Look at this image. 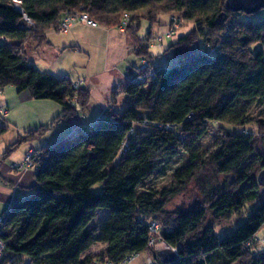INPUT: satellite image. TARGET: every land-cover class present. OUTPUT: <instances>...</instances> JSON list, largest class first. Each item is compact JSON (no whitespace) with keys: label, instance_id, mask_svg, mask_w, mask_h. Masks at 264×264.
I'll list each match as a JSON object with an SVG mask.
<instances>
[{"label":"trees","instance_id":"obj_1","mask_svg":"<svg viewBox=\"0 0 264 264\" xmlns=\"http://www.w3.org/2000/svg\"><path fill=\"white\" fill-rule=\"evenodd\" d=\"M14 1L0 0V90L55 102L64 111L54 125L88 111L91 93L42 72L30 63L27 46L47 45V34L60 33L69 12L122 31L127 14L131 22L124 31L133 53L151 62L148 46L158 38L152 31L138 37L142 21L153 27L169 16L179 18L181 28H194L166 51L182 60L161 68L153 81L134 84L139 69L130 70L119 88L127 96L123 111L41 149L36 186L5 213L0 264H120L136 254L163 264L150 247L152 223L178 251L170 264H264V248H258L264 188L257 180L264 171V119L256 118L264 114V18L246 22L250 15L230 12L226 0H19V9ZM200 43L204 49H197ZM217 127L224 132L217 149L206 154L199 143ZM49 129L29 131L8 153L40 141ZM7 131L0 127V137ZM177 158L185 163L174 169L172 187L147 185ZM189 192L192 201L169 210ZM258 201L236 231L216 233L217 224ZM100 211L109 217L96 229L90 224ZM98 244L106 245L102 256H86Z\"/></svg>","mask_w":264,"mask_h":264},{"label":"rangeland","instance_id":"obj_2","mask_svg":"<svg viewBox=\"0 0 264 264\" xmlns=\"http://www.w3.org/2000/svg\"><path fill=\"white\" fill-rule=\"evenodd\" d=\"M171 18L172 17L169 16H161L159 19V24L154 25L153 27L149 22L142 21L141 29L138 32V37L140 39H145V37L151 31L154 37L164 38L163 43L156 45L150 50V56L152 57L153 61L158 64H165L169 69L174 65H177V63H179L182 59L177 57L173 51L166 52V49L172 46L173 42H176L178 41V39L183 37V35L191 32L194 28V25L184 23V26L182 28L180 27V29L175 32V35L171 40L167 39L166 34L170 31L168 23L172 20ZM263 18L264 9L260 10L259 13L246 17L244 20L246 22H258ZM85 30L86 31L84 37L87 45H89L88 38H90L91 43L92 41H94L95 45H104V43L106 42L104 37H93V33H88V30L86 28ZM103 30L105 32L108 31L104 28L102 29V31ZM115 33L117 34H115L112 38V43L109 50L110 55H107L106 50H96L93 51L91 59L90 52L85 47L84 43L81 45V47H70L66 51H63V49H61L60 47L64 45V42L67 38L66 34L63 33L52 34L51 37L53 39L48 38L47 40L50 43H48L47 45L39 46L38 44L31 43L27 46V55L30 63H32L34 66H37L42 72L51 73L55 76L63 78L69 76L71 79L73 78L75 80L82 81V86L90 91L92 97L89 110L85 112V116L90 120H93V122L96 121L97 118L107 116V114L110 112V108L114 107L116 109V112H121L124 110L127 97L122 92H120L119 85H127L128 81L131 78V73H127V71L134 68L139 69L141 62L144 59L132 52V48L127 45V43L125 42L126 39L124 38V36L122 37L117 29L115 30ZM196 47L200 50L204 49L202 43L196 45ZM211 54L215 55V53L213 52ZM83 58L84 60L86 59L84 62H82ZM151 64H153V62H151ZM116 101L117 103H115ZM19 111H21V116H28L25 114L24 109H21ZM35 111L37 112V114L43 113V110L41 108L35 109ZM35 111L33 112L29 110V112L33 115L35 114ZM256 118L264 119V114H262L260 117L256 114ZM55 125L57 126L56 128H53L49 133L46 132V134L41 138L43 139V141L47 140L46 144L50 145L48 147H52V145H56L62 140H53L54 138L52 137L58 135L59 132H57V130L61 129L62 126H67L68 122L62 121V123H57ZM250 130H252L253 132L257 131L255 127L254 129H252L251 127ZM223 132L224 130L221 128H211L209 133L199 143L200 148L203 150V152H205L206 154H210V152L215 151L217 149V142L219 141V139H221V135L223 134ZM184 163L185 162L182 158L173 160L172 163H170L169 166L165 170H163L161 174L149 180L147 185L157 189L172 187L174 173L173 171L174 169H177V167L184 165ZM97 190L98 187L94 189V191ZM192 200V194L189 192L188 195L176 199L169 210L175 212L179 209V207ZM261 204V201H258L256 204L248 205L245 210L236 213V216H234L232 220L217 224L215 226L216 233L220 237L230 235L231 233L236 231L239 225L244 223L247 217H249L251 213L255 211ZM106 216L107 212L100 211L92 226L96 229H99L101 225L105 223ZM258 237V248H264V231H262L258 235ZM103 247L104 245L96 246V248L92 251V254H95L96 257L102 256V253L104 252ZM154 251L159 253L158 251L167 250L160 247L158 251L155 249ZM149 259L154 261L152 255H147L146 263Z\"/></svg>","mask_w":264,"mask_h":264},{"label":"crops","instance_id":"obj_3","mask_svg":"<svg viewBox=\"0 0 264 264\" xmlns=\"http://www.w3.org/2000/svg\"><path fill=\"white\" fill-rule=\"evenodd\" d=\"M85 28L88 30V33H93V37H97V38L104 37V39L106 40L104 45L103 44L102 46L95 45L94 41H92L91 43L90 38H88L89 45H87L84 37L86 31ZM115 30H108L105 32L104 30L102 31V29L100 28L91 29L85 24L80 23L79 25L72 27L69 33H66L67 36L66 41L64 42V45H62L60 48L63 49V51H66L70 47H81V45L84 43L85 47L90 52V59L93 54V51L96 50L99 51L106 50L107 55H110L109 50L112 43V38L114 37L115 34H117L115 33ZM117 30L120 32L122 37L124 36V38L126 39L125 42L129 47L132 48L131 50L133 52L134 51L133 42L132 39H130V35L126 31H122L120 29ZM54 33L56 32H49L47 34V39L48 38L53 39L51 36ZM174 43L175 42H173V44ZM167 50L168 49H166V51ZM85 60L83 58L82 62H84ZM152 62L155 67L158 68L162 67L164 69H169L165 64L162 63L158 64L153 60ZM130 70L131 69H129L127 73L128 72L130 73L131 72ZM65 78H68L71 81H73V83L83 87L81 80H75L73 78L71 79L69 76ZM122 86L123 85H119V88ZM115 103H117V101ZM39 108L43 110V113L37 114L35 109H39ZM21 109H24L25 114L28 116H21L20 115L21 111H19ZM0 110H7L9 112L8 116L6 118H3L4 120H0V127H6V126L8 127V131L6 132V134L0 137V217H1L3 214L8 212L15 203L21 201L22 199L30 195L32 193L31 189L36 186L37 183L36 171L33 169L27 170L21 167L24 165L26 154L30 151L31 148L41 151V149L48 147L50 145L46 144L47 140L43 141V139H41L40 142L38 141L24 142L21 144V146L18 147V149H16L12 153H8V150L11 147H13V145H15L19 139L24 138L26 136V133H28L29 131L50 127L48 131L49 133L53 128L57 127L53 123L57 118L62 116L64 110L53 101L38 102L35 99H32L29 92L19 93L18 90L14 88H5L3 90V94L0 95ZM29 110L33 112L35 111V114L34 115L31 114ZM111 111L115 112L116 109L114 107L110 108V112ZM102 118H105V116H103ZM100 119L101 118H97V120L93 122V120H90L88 117L85 116V113L81 114L77 112V114L71 119V121L68 122V125L62 126L61 129H58L57 132H59V134L56 135L55 137L53 136L52 138H54L53 140L56 139L63 140V138L66 139L71 138L74 135L75 131L77 130L82 132H88L96 125V122H98ZM14 166L18 168L21 167V169L20 168L16 169L14 168ZM104 212H107V216H106L107 219L109 217V212L108 211H104ZM94 222L95 221H93L90 224V226H92ZM102 245L98 244L92 247L90 251L87 252L86 256L96 257L95 254H92V251L96 248V246H102ZM103 248H104L103 250L105 251L106 245H104ZM158 252L160 254L162 251H158ZM146 260H147V256H142L133 264H147ZM161 263L163 262L161 261Z\"/></svg>","mask_w":264,"mask_h":264},{"label":"built area","instance_id":"obj_4","mask_svg":"<svg viewBox=\"0 0 264 264\" xmlns=\"http://www.w3.org/2000/svg\"><path fill=\"white\" fill-rule=\"evenodd\" d=\"M15 6L19 9L21 6V2L19 0H15L14 1ZM64 20L62 21L59 31L60 33H69L70 29L72 27H74L77 24L80 23H84L86 26H88L89 28H94L97 29L98 26L97 24L91 20V18H89V16L85 13L82 12H74L71 13L69 12L64 18ZM26 20L28 22H30L27 18ZM131 22V17L128 16L127 14H125L124 16V20H123V24H122V29L123 31L126 30V27L129 26ZM180 24H181V20L179 18H172L171 20V29L169 31V33L166 34V38L167 39H172L173 36L175 35V32L178 31L180 29ZM164 38L160 37L158 39L155 40V42H152L151 44H149V48L152 49L154 48L156 45H159L160 43H163ZM205 51V50H202ZM160 70V68L155 67L153 64H151V61H148L146 59H143L141 62V65L139 67V73L140 75L138 76V78L135 79L134 84H143V83H147L148 81H153L155 79V75L156 73ZM166 70V69H165ZM75 86L80 87L78 84H75ZM3 94V90H0V95ZM8 111L7 110H0V117L2 118H6L8 116ZM168 130H172V127L167 126L166 127ZM78 132H82V131H75V133ZM127 145H125L126 147ZM41 152L31 148L30 151L26 154V158L24 161V165L21 166L27 170H36V163L39 160V158H41ZM21 167H19L21 169ZM14 168L19 169L18 167L14 166ZM6 214H3L0 217V228L3 226V221L5 219ZM150 230V247H152L153 249L157 250L162 247L163 249L166 250H171L173 251L176 256L178 251L171 247L170 245L168 246L164 241H162L159 237H160V225L157 223H152L149 227ZM259 241V240H258ZM5 249L4 244L0 241V258L2 256V251ZM142 255L140 254H136V255H131L125 258V260L123 262H121L120 264H133L135 263L139 258H141ZM103 264H109V263H103ZM147 264H157L155 263L153 260H148Z\"/></svg>","mask_w":264,"mask_h":264},{"label":"water","instance_id":"obj_5","mask_svg":"<svg viewBox=\"0 0 264 264\" xmlns=\"http://www.w3.org/2000/svg\"><path fill=\"white\" fill-rule=\"evenodd\" d=\"M226 8L235 14L243 13L247 16L259 13L260 10L264 9V0H226ZM257 180L259 184L264 188V171L260 173ZM161 261L165 264H170L176 254L171 251H162L159 254Z\"/></svg>","mask_w":264,"mask_h":264}]
</instances>
